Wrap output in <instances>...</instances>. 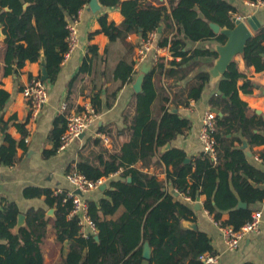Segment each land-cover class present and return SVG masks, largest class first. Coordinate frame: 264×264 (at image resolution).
I'll return each mask as SVG.
<instances>
[{
  "label": "trees",
  "instance_id": "trees-1",
  "mask_svg": "<svg viewBox=\"0 0 264 264\" xmlns=\"http://www.w3.org/2000/svg\"><path fill=\"white\" fill-rule=\"evenodd\" d=\"M89 1L0 0V27L6 34L5 72L10 73L12 67L19 70L27 61H39L44 54L48 81L54 83L68 50L69 18ZM99 1L106 7H118L123 20L118 24L109 19L108 13L100 14V27L90 33V38L104 33L111 46L100 53L97 44H90L70 82L71 87L82 74L93 75L97 62H107L114 48L118 54L112 69L114 87L103 93L104 86L99 85L92 87L90 93L98 113L110 107L111 97L136 77L134 45L128 42L131 33H140L145 38L150 31L158 30V43L168 48L171 58L161 57L146 73L142 90L135 94L124 114L130 130L120 147L109 151L100 138H95L94 144L102 147L100 153L95 157L82 153L75 164L68 165L67 171L76 166L92 179L120 172V177L111 181L114 188L107 190L108 198L89 199L90 214L98 226V239L95 235L80 234L77 216H70V200L63 201V197L54 195L51 188L32 187L28 193L30 190L33 195L45 194L48 203L55 207L53 222L57 240L69 243L60 264H144L145 242L152 248L148 264H204L198 255L214 251L212 239L207 232L184 225V221L194 220L195 212L179 194L193 200L204 195V208L217 222L239 228L251 219L252 211L248 207H237L238 199L229 188V171L239 173L241 169H251L254 172L255 169L247 164L245 154L234 147L233 142L238 138L230 140L227 134L241 132L251 142H264V137L255 132L260 128L259 123L248 116L249 105L240 97L241 90L249 92L251 88L247 82L239 84L245 74L236 59L217 83L221 93L214 92L209 100L210 109L216 112L213 135L217 141V160L202 152L193 165L185 161L187 154L183 149L173 146L160 153V148L191 129V120L173 107L189 106L190 101L198 100L211 83L209 68L218 52L213 46L188 49V41L225 43L226 35L214 32L210 23L234 27L238 9L228 0ZM160 27H163L161 31ZM257 33H264V25L258 27ZM207 57L210 61L205 63L202 59ZM244 57L256 70L264 69V35H253L249 39ZM184 79L187 81L183 88L179 81ZM9 96L10 93L0 86V113ZM19 128L26 135L24 125ZM65 129L66 118L59 114L50 132L54 145L45 150L46 157L58 151ZM101 129L108 132L103 126ZM21 145L23 141L7 134L0 145V162L14 165ZM104 153L106 158L100 161ZM156 162L172 165L166 179L143 169ZM236 176L233 175V181L244 200L264 199V188L253 185L248 178ZM249 177L258 182L254 174ZM223 208L230 209L227 221L221 219ZM17 209L16 204L2 198L0 264H43L39 252L51 219L45 211L32 209L28 212L27 226L16 233L13 214Z\"/></svg>",
  "mask_w": 264,
  "mask_h": 264
},
{
  "label": "crops",
  "instance_id": "crops-1",
  "mask_svg": "<svg viewBox=\"0 0 264 264\" xmlns=\"http://www.w3.org/2000/svg\"><path fill=\"white\" fill-rule=\"evenodd\" d=\"M160 1L168 3L167 0ZM228 1L232 2L238 9L234 17H241L247 21L249 16L255 15L260 23L259 27L264 25V6L253 7L248 5L246 0ZM27 5L28 2H25L24 6ZM88 7L89 3L84 6L78 23L79 44L70 57L62 63L57 80L54 83L47 82L49 86V99L37 117L32 116L28 101L22 91L31 76H41L42 56L39 61H27L21 69L15 71L12 67L10 73H6V34L4 33V38L0 37V86L10 93L5 107L0 113V118H2L0 119V145L7 134H10L18 141H23V145L17 149V161L14 165H6L0 162V205L2 198L16 204L18 209L13 214V218L16 220L13 230L16 233L21 228L27 226L28 212L32 209L45 211L46 216L51 219L39 252L43 256V264H60L63 254H66L68 251L69 243L68 241L59 242L57 240L53 222L55 207L48 203L46 195H33L30 190L28 193V189L32 187L53 189L59 185L69 187L66 180L68 165L75 164L80 159V154L82 153L84 156L95 157L100 153V148H102L101 145L94 144L93 139L96 137L87 132L71 142L65 149L58 150L53 155L46 157L44 155L45 150L51 149L54 145L50 138V132L54 126L55 119L61 114L60 109L63 101L67 102L69 109H79L81 104L90 98L92 87L103 85V93L107 92V88L112 89L114 87L112 69L118 57V54L113 51L114 48L107 62H97L93 75L82 74L80 79L70 87L73 76L78 72L89 51V45L92 43L97 44L100 53H103L110 45L109 38L104 33H98L93 38H90V33L100 27L98 21L100 14L108 13L109 19L114 20L118 24L123 20V15L118 7H106L101 4V9L96 12L89 10ZM252 31L253 35H257V37L264 35V33H257V30ZM142 39L143 36L140 33H131L128 37V42L134 45V50L136 51ZM216 43L218 42L188 41L187 48L214 47ZM134 57L135 52L133 59ZM168 58H171V56L169 55ZM235 59L238 62L239 69L245 74L240 79L239 84L242 85L247 82L251 88L249 92L241 90L240 97L249 105L248 116L260 125V128L255 129V132H259L264 137V69L259 71L256 70L254 65H248L244 54L236 56ZM202 60L207 63L210 61V58L207 57ZM142 65L138 69L136 68L138 71L136 77L142 72ZM204 67H207V65ZM136 77L134 81L125 84L117 94L111 97L112 105L110 107H104L98 113V121L93 130H100L101 126L107 128L109 133L103 129L101 130L110 136L111 145L107 147L101 143L109 151L118 149L127 139L126 133L130 128L124 120V114L128 111L130 102L137 93L133 86ZM186 81L187 79L179 81L180 86L184 88ZM169 82L171 83V79ZM173 88L176 90V87ZM217 90V84L210 83V85L206 86L202 96L198 100L192 99L189 106L173 107V110L177 108V111L191 120V129L185 134H179L172 142H168L171 144L169 148L165 149L164 146L161 147L160 153L173 146L181 148L186 152V158H189V161L186 162H192L195 165L196 156L204 152L203 144L199 137L203 118L205 113L211 110L209 100ZM19 125H24L27 131L26 135L22 133ZM227 136L230 140L234 137L238 138L233 142L234 147L240 149L245 154L247 164L253 166L255 169L253 170L254 172L251 169H241L239 173L230 170L229 188L238 199L237 207H248L252 212L256 210L262 212L261 230L245 237L236 249L228 250L222 239L219 224L204 208L205 196L201 195L199 200L186 199L184 194H179V196L193 208L195 215L192 221L197 224L198 229L207 232L211 237L214 252L220 254L218 264H264V199L254 202L244 200L239 190L235 187V180L233 181V175H237L236 177L248 178L253 185L264 188V167L256 159V156L264 157V142H251L241 132L229 133ZM102 150L105 152L104 148ZM105 158L106 153L100 155L99 160L104 161ZM143 169L149 172H156L160 178L166 179L168 170H172V165L168 166L164 163L156 162L155 165L152 164L150 167H143ZM252 173L258 182L249 177L253 175ZM119 177V171L106 177L105 183L107 187L93 190L87 194V197L95 201H98L102 197L108 198L109 193L107 190L113 187L111 186V181ZM217 181L220 182V179L218 178ZM168 189L172 190V187L168 186ZM223 201L227 200L224 199ZM197 202L200 204L199 209L195 207ZM52 209L53 214H50L49 212ZM221 211V219L227 221L230 218V209L223 208ZM20 214H24L22 221L19 218ZM184 225L188 227L186 221H184ZM148 260L146 259L144 264H148Z\"/></svg>",
  "mask_w": 264,
  "mask_h": 264
},
{
  "label": "built area",
  "instance_id": "built-area-1",
  "mask_svg": "<svg viewBox=\"0 0 264 264\" xmlns=\"http://www.w3.org/2000/svg\"><path fill=\"white\" fill-rule=\"evenodd\" d=\"M248 5L253 7L264 6V0H246ZM84 7H82L75 15L71 16L68 21L69 34L67 36L68 50L63 60L66 61L71 53L79 44L80 37L78 31V23L80 21ZM161 57H169L167 47L158 43V30L150 31L145 38L139 43L135 51V68H139L143 63L151 62L156 64ZM23 95L28 101V105L33 117H37L49 99V86L40 75H33L23 88ZM61 114L66 118V129L61 135V143L58 150L65 149L71 142L78 139L82 134L89 132L92 136L100 138L101 142L109 147L111 145L110 136L103 130H93L98 121V112L95 110L91 99H86L80 109L68 110L66 101L62 102ZM216 129V112L207 111L203 118V125L200 132V141L203 144L204 152H206L213 160H217V141L213 135ZM93 130V131H92ZM256 159L264 167V157L256 156ZM106 177L92 179L76 166L67 171L66 180L69 187L56 186L53 188L54 195L63 197V201H71L70 216H77L80 226V234L83 236L96 235L98 226L95 219L90 214V204L87 194L100 188L105 183ZM77 190L81 192L78 193ZM186 199H191L184 195ZM216 221V220H215ZM217 222V221H216ZM220 227L221 236L228 250L236 249L241 241L253 232H259L262 226V212L256 210L252 212L251 219L236 228L232 224H222L217 222ZM204 264H218L220 254L211 251L201 252L198 255Z\"/></svg>",
  "mask_w": 264,
  "mask_h": 264
},
{
  "label": "water",
  "instance_id": "water-1",
  "mask_svg": "<svg viewBox=\"0 0 264 264\" xmlns=\"http://www.w3.org/2000/svg\"><path fill=\"white\" fill-rule=\"evenodd\" d=\"M88 9L94 12L98 11L99 9H101L100 1L90 0ZM234 23H235L234 27L221 26L220 24L215 22L210 23L214 32L222 33L227 37L225 43L214 44V48L218 52V56L214 59L213 65L209 68V71L211 73V83L213 84H217L218 81L223 77L229 65L235 59L236 56L240 54H244L248 46V41L253 36L252 30H257L260 24L255 15L249 16L247 18V21L241 17H234ZM159 31H161V27L159 28ZM0 37L3 38L5 37L4 30L2 27H0ZM41 64H42L41 78L44 81L48 82L49 74L46 67L44 54L42 55ZM151 67H152L151 62L143 63L142 72L136 77V80L133 84L136 92L142 90V83L144 77L146 73H148V71L151 69ZM217 93H221V90L218 89ZM174 111H177V108H174ZM220 114L222 113L220 112ZM170 145H171L170 143H167L166 145H164V148L167 149L170 147ZM185 161H189V158H186ZM128 180H131V177H129ZM106 187H107L106 183L100 186V188L102 189ZM77 192L80 193L81 191L77 190ZM175 194L178 195V192L176 191ZM197 200H199V198H197ZM195 207L196 209L200 208L199 202H197ZM49 213L53 214V209L50 210ZM19 218L20 221H22L24 219V214H20ZM186 225L194 230L198 229V226L194 221H186ZM95 238L98 239V236L96 235ZM151 251L152 249L149 242H145L144 250H143V256L145 259L151 258V254H152Z\"/></svg>",
  "mask_w": 264,
  "mask_h": 264
}]
</instances>
